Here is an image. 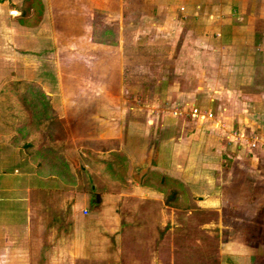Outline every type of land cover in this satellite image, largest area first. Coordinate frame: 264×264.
I'll use <instances>...</instances> for the list:
<instances>
[{"label": "crops", "instance_id": "obj_1", "mask_svg": "<svg viewBox=\"0 0 264 264\" xmlns=\"http://www.w3.org/2000/svg\"><path fill=\"white\" fill-rule=\"evenodd\" d=\"M14 1L0 0V17L8 24L6 29L17 34L12 42H19L23 47L18 71L10 72V57L5 56L4 50L0 53V66L2 62L9 65L7 70L2 69L0 77L23 79L33 74V79H38L49 97L48 108L54 116L49 142L64 144L61 158L65 163L54 160L49 167H38L22 146L9 142L14 129L0 125V264H34L36 257L32 250L49 252L41 255L45 264L56 261L92 264L97 260L99 264H111L90 254V248L101 239L97 234L100 227L118 231L113 264H140L137 246L143 242L150 261H156L153 255L160 258L158 255L162 254L167 257L165 264H170V250L150 247L155 239L151 234L156 218H149L147 214L160 211L157 221L164 224L172 218L165 216V211L184 204L181 190L195 196L199 206L217 211V225L221 227L220 236L226 238V245L218 250L216 259L212 257L208 261L205 256L212 255L208 250H176L175 253L195 255V264H260L258 258L264 241H252L255 239L251 236V220L243 218L239 210L244 205L242 200L248 196L239 182L246 178V172L240 176L231 167L226 174V168L239 161L245 164L241 165L244 169L250 166L249 170L263 164L260 176L264 175V0H146L147 5L140 14L147 19L149 27L136 25L130 39L123 37L126 27L122 0H61L73 6L76 19L80 6L86 11L84 26L88 33L83 43L85 52L92 57L85 55V58H89L88 63L96 61L99 67L93 73L89 71L90 74L103 76L108 59L118 63L119 71L115 73L120 81L119 95L127 96L122 98V104L99 101L106 94L100 79L99 85L91 89L72 88L71 83L63 86L64 70L57 56L60 45L51 32L50 36H42L38 28L39 10L46 17L58 6L56 0H41L39 10L38 0H34V7L30 6L25 16L22 14L24 0ZM11 9L18 14L10 15ZM128 9L125 19L132 22L131 7ZM111 11L116 15L114 23L105 19ZM66 12L71 13L70 9ZM109 30L115 38L104 36ZM91 32L99 33L102 38H95ZM143 33L145 37L141 36ZM40 39L53 45L52 62H45L55 69L47 71L46 65L38 67V72L32 70L38 60ZM144 44L151 49L140 54L139 47ZM101 64L105 66L102 69ZM143 64L148 66L143 75L147 84L140 86L134 82L133 87L126 88V74L131 77L130 82L139 78V71H143L139 67ZM133 66L138 68L136 74L132 72ZM67 78L69 82L71 76ZM129 96L131 104L125 105ZM135 97L139 100L134 101ZM193 107L210 110L213 116L192 117ZM75 117H79V123H71ZM76 124L83 127V133L73 130ZM109 124L115 126L113 130L108 128ZM235 131L245 136L235 138ZM254 137L258 145L250 147V138ZM95 156L98 161L94 160ZM125 159H128L127 168H123ZM105 169H117L125 180H121L120 186L115 185L107 179L110 174L106 175ZM151 174L166 176V182H155L149 177ZM89 175L92 179L88 180ZM225 175L230 181L224 182ZM128 178L135 180L134 183ZM171 179L178 182L179 193L168 203L164 194L169 190ZM225 184L232 194H242L244 198H229L224 203ZM128 197L149 209L145 211V219L153 220L148 225H137L139 219L133 212L135 200L126 201L131 199ZM124 205L129 208V216L121 215L124 211L118 210ZM224 205L229 207L230 215L223 214ZM95 206H99V211L98 218L94 219L90 211ZM108 206L115 208L109 215ZM140 222L146 223L144 219ZM122 233L131 239L130 250L122 247ZM255 234L264 237V229L258 228Z\"/></svg>", "mask_w": 264, "mask_h": 264}, {"label": "rangeland", "instance_id": "obj_2", "mask_svg": "<svg viewBox=\"0 0 264 264\" xmlns=\"http://www.w3.org/2000/svg\"><path fill=\"white\" fill-rule=\"evenodd\" d=\"M14 2L17 3V0H15ZM35 2V1H34ZM38 10L40 9L41 6V0H38ZM59 3L58 6L52 8V11L50 10L51 14H46V17L44 16V14L42 15V13L38 14V24L41 23L38 28H39V33L42 34V36H46L49 35L50 36V32L51 34L54 36L56 44L58 43V45H60V48H58L59 52L57 53V56L59 54V57L62 61H60V65L62 67V69L64 70L63 76L64 79L61 81L64 87H67L68 83H71L69 86L72 88H80L81 90L83 88L85 89H91V88H96V86L99 85L98 80L100 79V81L103 83V87L105 88V95H102V97H100V102L101 103H106V104H122L123 100L122 98H127V96L120 94V81L118 78V74L115 72H118V63H113V62H109L110 60L108 59V61L104 64L107 68V72L103 75V76H99L98 74H96L95 76L93 74H90L94 72V70L97 71L98 67V63L95 61V63H88L87 60H89L90 57H92L91 55H89V53H86V47L84 46L83 43V38L85 37V33H88L85 31V26H84V22L86 21L85 16H86V11L83 9V6H80V14L79 16L75 17L74 13L72 12L73 10V6H69L67 3V1H61V0H56V3ZM146 0H122L123 3V21H124V25L126 27L124 33H126V35H124L123 37L126 39H130L133 38V36L131 37V34L133 35V30L136 27H149V25H147V19L145 21V18L142 14H140V11L145 9V6L147 5ZM15 3V4H16ZM35 4V3H34ZM34 4L31 5V8L34 7ZM10 5H8L9 7ZM131 7V15H132V19H134L132 22L130 20L125 19L126 15L128 14V8ZM70 9L71 13H69V15L67 14V10ZM23 10V9H22ZM49 10V8H48ZM79 10V9H78ZM40 11V10H39ZM42 11V9H41ZM138 12V13H137ZM110 16L106 15L105 19L109 20L110 22L114 23V20L116 18V15L111 12ZM140 14L141 16H138ZM85 19V20H84ZM131 19V20H132ZM35 17L33 18L32 23L34 22ZM43 20V21H42ZM109 22V23H110ZM142 25V26H141ZM144 25V26H143ZM8 27V24H6L5 21H3L2 17H0V53L3 52V50L5 51V53L7 52V55L5 56H9L10 57V61L12 63H10V72L11 71H18V66H19V60L21 57V48L23 47L22 44H20L19 42H17L15 44V42L13 43L12 40L14 38L17 37L16 32L13 33L12 31H8L6 28ZM113 28V24L112 27ZM113 30V29H111ZM93 33V35L96 37H100L102 38V35H100L99 33H95V32H91ZM141 33V31L139 32ZM146 33H143L141 36L145 37ZM159 34V33H158ZM99 35V36H98ZM104 36H107V38H115V34L113 31H108V32H104ZM148 36V35H147ZM43 40H48L46 38H43ZM43 40H39L38 42V60L35 64H33V68L32 70L38 72V67L40 68L41 66L44 68L47 65V71L51 70L52 68L55 69V67L51 68V65L47 62H45V60H49L52 62L53 57L52 56V50H54V47L52 44H45L43 43ZM69 40V41H67ZM73 40H75V42H73ZM80 40V41H79ZM82 40V43H81ZM7 42H8V46H7ZM46 42V41H44ZM67 42H69L68 45L64 46ZM4 45V46H2ZM63 48H62V47ZM3 48V49H2ZM2 49V50H1ZM139 51L140 54L145 53L147 51H149L151 48L147 47L144 44V47L140 46L139 47ZM9 51V53H8ZM56 51V50H55ZM2 55V54H1ZM88 56L89 58H85ZM56 59V55L54 56ZM142 57V56H141ZM70 58V59H69ZM108 58V55H107ZM146 60V59H145ZM93 62V60H92ZM3 63V62H2ZM2 67L0 66V75H3L2 73V69L7 70L6 68L9 66L7 63H3ZM47 63V64H44ZM103 64L99 65L101 67V69L103 67H105ZM144 65V66H143ZM142 66H140V70L143 71H139V78H133L130 82L131 77H129L126 74V80H124V84L127 87H133V85L135 84L134 82H138L140 84V86H145L147 84V80L143 78V75L145 74V70L148 69V66L146 68V64H143ZM90 66V67H88ZM49 67V68H48ZM42 68V69H43ZM51 68V69H50ZM132 68V72L134 74H136V70L138 69L136 68V66L131 67ZM44 70V69H43ZM90 71V72H89ZM130 71V70H129ZM12 72V73H13ZM32 72V71H31ZM87 72V73H86ZM127 72V71H126ZM11 73V74H12ZM86 73V74H85ZM4 74H6V72L4 71ZM33 74L29 75L27 74V78H23V79H13L11 78L10 80H6L5 78H1L0 77V85L1 86H6V84L9 81H13V80H19L22 82H25L27 84H33L34 87H36V85H38V79H33L34 77H32ZM99 77H98V76ZM5 76V75H4ZM69 79L68 82V78ZM46 80H50V78L46 79ZM40 83H42L44 86V82L40 80ZM94 83V84H93ZM41 85V84H40ZM38 87V86H37ZM44 88V87H43ZM123 88V87H122ZM27 94H31V92L27 91ZM114 95H119V96H114ZM67 97V96H65ZM94 97L98 98L97 95H95ZM130 97V96H129ZM9 98V97H8ZM9 103L16 109L19 107V103H17L16 101H14L12 98H9ZM130 99L129 101H127L125 103V105L127 104H131V97L128 98ZM134 101H138L135 100V98H132ZM67 100V98H66ZM95 100V98H94ZM95 102L97 103L98 101L95 100ZM65 113V112H63ZM72 113V112H71ZM78 113V112H77ZM79 117H75V120H71V123H79ZM81 119V118H80ZM110 126L108 127L109 129L113 130V126L112 124H109ZM73 128V127H72ZM76 131L77 134H81L83 133V127L82 126H74V129ZM251 139V138H250ZM257 145V143H256ZM227 152V151H225ZM223 153L224 156H226V153ZM126 154H129V152H125ZM232 156V155H230ZM127 158V157H126ZM230 158H226V160H228ZM126 162L123 164V168L128 166V159H125ZM122 161V160H121ZM241 161H239L238 163L235 162L233 164H229L227 162H225V166L228 167L226 168V174L229 173V168L231 169V167H235L237 169L238 174H243V172H246V178L241 181L239 180L240 183H242V190L243 192L247 191L248 196L246 198H244L242 196V194H232V192L227 189V184H225V187L222 188V195L223 197L226 199L224 201V203L227 204V202H229V198L231 199H236L239 200L240 198H244L242 200V203H244V205L239 207V210H242V217L245 219H250L251 222H249V224L251 225V236L255 239L252 241H259V242H263L264 241V237L259 235V234H255L254 233H258V228H262L264 229V222H262L264 220V175L260 176L261 172H262V168H263V164L260 165L258 164L257 169L254 168V170H249V167L247 165V168L244 169L243 166L241 165H245V164H241ZM224 165V164H223ZM122 168V167H121ZM121 168L119 167L118 170H121ZM117 169H114V171L111 172V170L107 171V169H105V173L107 175L110 174L109 178L107 177V179L109 181H112V183H115V185L120 186L122 183L121 180H125L122 175L120 173H118L116 171ZM229 170V171H228ZM259 170V174L257 173ZM254 171V172H253ZM257 171V172H256ZM123 175H127L126 172H123ZM105 176V175H104ZM225 180L224 182H228L230 181V178L228 177V175H225ZM131 178V177H130ZM128 178V180L130 179ZM108 181V182H109ZM132 184L134 183L133 181L135 180H129ZM129 182V183H130ZM117 189H111L108 192L111 193L114 190H118ZM182 191V195H184V204H182V206L178 207V206H172L168 209V212L165 211L164 215L165 216H170L174 219H170L168 218V220L165 221V223L161 224L159 222V220L157 221V216L159 214L160 216V211L159 212H154V213H150L147 214V216H149V218L151 216H155L156 221L154 224V230L153 233L151 234L152 237H154V245L153 243L150 244V247L154 248V250H170L171 254L168 255L169 258V262L170 264H195V255H191L190 253L185 255H178L177 253H175L176 250H208L207 252L209 254H212L211 256L209 255L208 257L205 256V260H209V258L215 257L216 259V254H218V250H220L221 248H223V246L226 245V238L221 237V231L219 232L220 228L217 224H219L218 220H219V215L217 213V211L211 210L209 208H204L198 205V200L196 198H194L195 196H192L189 194L188 191ZM231 192V193H230ZM108 198V197H106ZM131 199H128L126 201L129 200H135L132 197H128ZM188 198H191L188 199ZM125 199V198H124ZM121 201V200H120ZM124 201V203L126 202ZM231 202V201H230ZM133 212L135 213V217L137 219L138 217V223L137 225H142L146 226L148 225L152 220L149 221L146 218V207H142V205H138V201H133ZM120 204V203H119ZM235 208V207H234ZM114 206H108L106 208V211H108V215L111 212H114ZM120 209H122L124 212L121 213V215H127L129 216V208L122 207V208H118L119 212ZM151 209V208H150ZM228 209V210H227ZM233 209V208H232ZM224 212L223 214H228L230 215V209L229 207L224 205ZM238 210V208L236 207V211ZM99 211V206H95L94 208H92V210L90 212L91 213V217L98 218L97 217V212ZM149 211V209H148ZM128 212V213H127ZM222 214V213H221ZM245 214V215H243ZM89 216V215H88ZM112 216H114V214L112 213ZM240 218V216H239ZM145 220V222H140L141 220ZM259 219H261L259 222ZM159 222V223H158ZM114 222H111V224ZM145 223V224H144ZM112 225V226H113ZM117 225V224H115ZM101 229L98 230L99 232H97V234L99 235V237L101 236V239H97L96 242L93 244V247L90 248V254L92 257H97L100 256V258L107 259L111 264H113L114 260V244L117 245L116 243V238L118 237V231L115 232V229L112 230L111 229H104L103 227H100ZM111 231V232H109ZM126 233V232H124ZM122 233V235L120 236V239L122 238V247L124 250H130L133 246V244L131 243V239L130 237H125ZM106 237V240L104 241V238ZM98 238V237H97ZM119 238V237H118ZM146 238V236H145ZM225 239V240H224ZM143 240V239H141ZM145 240V239H144ZM146 241V240H145ZM120 242V241H118ZM143 242V241H142ZM148 242V241H147ZM241 242V241H240ZM264 245V244H263ZM146 246V242H143L141 244H139V246H137V260L140 262V264H155V262L157 261L159 264H165V260H166V256L159 254L157 258V255H153L156 261H150V256H147V253L145 251L144 248ZM117 247V246H116ZM151 248V249H152ZM263 250L261 251V258L259 257V263L260 264H264V247H262ZM143 249V250H142ZM58 251V250H57ZM54 252V250H53ZM70 252L72 253V250H70ZM134 252H136V250H134ZM49 253L47 252V250H32V254H34V259L36 257L35 260H37L38 257V262L35 263L34 260V264H45V261H43L42 256H44L43 254ZM42 255V256H41ZM47 255V254H46ZM134 255V257H135ZM151 255V254H150ZM162 255V256H161ZM205 253L202 255V258L204 257ZM130 257V256H129ZM152 257V256H151ZM197 259V258H196ZM95 260V259H94ZM60 263H62V260L59 261ZM53 264H58V261L53 262ZM63 264V263H62ZM92 264H99V261H94V263ZM103 264V263H102ZM197 264H201V263H197Z\"/></svg>", "mask_w": 264, "mask_h": 264}, {"label": "trees", "instance_id": "obj_3", "mask_svg": "<svg viewBox=\"0 0 264 264\" xmlns=\"http://www.w3.org/2000/svg\"><path fill=\"white\" fill-rule=\"evenodd\" d=\"M32 4H34V0H24L22 5L24 16L27 15L26 13ZM38 14H40V11ZM27 91L31 94H27ZM8 97L19 103V107L15 109L9 103L10 99ZM49 104V97L44 94L39 84L34 87L33 84L13 80L9 81L6 86H2L0 90V125L4 128L14 129L8 138L9 142L14 146H22L29 159L36 162L40 168L51 166L54 160L65 163L61 158L64 144L49 142L54 123V116L48 108ZM86 153L88 156L90 155L89 151ZM94 160L98 161V157L95 156ZM106 162L111 165V160L107 159ZM83 165L81 163L80 167H83ZM112 171L114 169H111ZM149 177L155 182L160 181L161 183L166 182L165 179H167L166 176L161 174H151ZM87 178L88 180L89 178L92 179V176L89 175ZM143 181L147 182L145 179ZM169 184V190L164 194L168 203L176 199L179 193V184L176 180L171 179Z\"/></svg>", "mask_w": 264, "mask_h": 264}, {"label": "built area", "instance_id": "obj_4", "mask_svg": "<svg viewBox=\"0 0 264 264\" xmlns=\"http://www.w3.org/2000/svg\"><path fill=\"white\" fill-rule=\"evenodd\" d=\"M9 12H10V15H17L18 14L17 10H15V9H11ZM212 114L213 113L210 110L202 111V110L197 109L196 107H193L190 111V116L197 117V119L211 118L213 116ZM243 136H245V134H243L240 131L234 132L235 138H242ZM257 145H258V142H257ZM257 145H256V137L251 138L250 142H249V146L250 147H256ZM84 213H86L85 210H84Z\"/></svg>", "mask_w": 264, "mask_h": 264}]
</instances>
